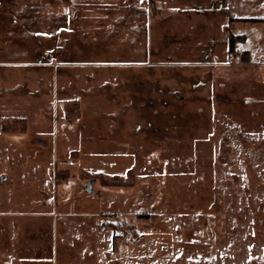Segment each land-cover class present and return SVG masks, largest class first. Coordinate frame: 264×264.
Listing matches in <instances>:
<instances>
[{
	"label": "rangeland",
	"instance_id": "obj_1",
	"mask_svg": "<svg viewBox=\"0 0 264 264\" xmlns=\"http://www.w3.org/2000/svg\"><path fill=\"white\" fill-rule=\"evenodd\" d=\"M128 3L71 0L64 57L10 55L42 50L43 24L2 46L0 264H264V26L225 25L208 64L164 26L155 61ZM145 5L150 26L164 5Z\"/></svg>",
	"mask_w": 264,
	"mask_h": 264
},
{
	"label": "crops",
	"instance_id": "obj_2",
	"mask_svg": "<svg viewBox=\"0 0 264 264\" xmlns=\"http://www.w3.org/2000/svg\"><path fill=\"white\" fill-rule=\"evenodd\" d=\"M154 1L164 6L161 9L163 15L158 19L156 17L153 25L149 26L147 23L148 16L146 11H144L146 9V0H139L140 4H144V7H141L140 4L137 7L133 0H129L122 21L124 29L135 34L138 33V36L143 39V47L139 49L140 54L143 55L142 57L144 58L147 55L148 58L155 59V61L160 59L161 55L167 51L168 44L163 45L162 39L164 26L167 29H171L172 32L177 30L172 33L174 35L172 43H186L188 58L194 60V62L201 61L203 64L221 59L220 54H218L220 50L217 49L222 48L223 50V48L227 47L228 36L224 34L225 25H244L248 21L256 22V20H260L255 25L260 22L257 25L264 26V16L258 18L241 14L243 13V6L240 4L242 0H176L173 3L171 0ZM8 5H10L11 9H8ZM249 5H252V3L248 2ZM240 9L242 12L239 13ZM72 12L71 0L69 3L61 2V0H0V51L3 52V44L20 46L24 43V39L34 40V38H37L35 36L37 25L43 24V27L47 30L39 37L44 43L42 50L37 48L33 51V46L30 45V49L26 47L24 50L23 47L22 51H20L12 48L8 52L12 56H17L19 54L23 55V53H26L25 51L32 50L34 53H41L43 58L49 59L52 55H58L57 57L59 58L64 57L68 51L66 47L68 35L71 33L80 35L78 32L79 26L75 25V23L71 24L72 19H69V16L70 18L76 17L74 15L71 16ZM81 16L82 14L80 13ZM137 17H143L144 21L142 23L139 22L138 26H130L128 24L130 20ZM75 20L79 22L80 18ZM115 21L116 18L110 20L113 29L115 28ZM152 34L155 37V41H151V38L149 39ZM230 35L234 38H239L243 42L251 38L250 34L243 32L235 33V35L230 33ZM116 38L117 36L114 35L110 40ZM28 43L32 44L31 42ZM125 43L126 41H123L122 44L126 45ZM238 47L243 48L242 53H245L248 58L246 64L253 66L251 59L255 54L254 51L247 49L244 45H239ZM263 55L262 58H264Z\"/></svg>",
	"mask_w": 264,
	"mask_h": 264
},
{
	"label": "built area",
	"instance_id": "obj_3",
	"mask_svg": "<svg viewBox=\"0 0 264 264\" xmlns=\"http://www.w3.org/2000/svg\"><path fill=\"white\" fill-rule=\"evenodd\" d=\"M241 50V48H239Z\"/></svg>",
	"mask_w": 264,
	"mask_h": 264
}]
</instances>
